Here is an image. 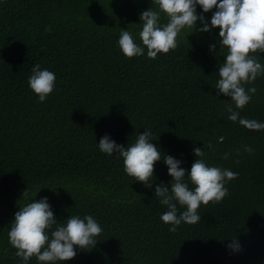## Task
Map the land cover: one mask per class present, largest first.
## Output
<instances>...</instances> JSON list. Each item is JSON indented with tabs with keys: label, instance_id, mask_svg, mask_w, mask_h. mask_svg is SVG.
<instances>
[{
	"label": "trees",
	"instance_id": "obj_1",
	"mask_svg": "<svg viewBox=\"0 0 264 264\" xmlns=\"http://www.w3.org/2000/svg\"><path fill=\"white\" fill-rule=\"evenodd\" d=\"M151 6L0 0V264H21L8 231L27 188L31 198H49L59 222L91 214L102 225L95 247L78 248L66 264H264V130L227 118L231 97L214 87L227 51L219 49V28H185L177 47L154 59L121 52V28L139 40L140 14ZM213 11L204 14L209 23ZM259 58L264 63V53ZM37 63L56 75L44 102L28 85ZM252 86L257 93L239 111L264 121V77L245 85ZM145 128L161 156L171 154L185 169L200 147L209 165L238 173L221 202L201 205L200 222L172 232L161 220L167 206L154 188L172 179L163 160L149 189L124 171L117 154L98 147L105 134L126 146ZM233 239L239 250L228 247Z\"/></svg>",
	"mask_w": 264,
	"mask_h": 264
},
{
	"label": "clouds",
	"instance_id": "obj_2",
	"mask_svg": "<svg viewBox=\"0 0 264 264\" xmlns=\"http://www.w3.org/2000/svg\"><path fill=\"white\" fill-rule=\"evenodd\" d=\"M152 5L156 7L151 6L140 14L139 40L129 30L121 28L118 39L121 52L128 58L144 56L146 52L147 57L154 59L158 54L175 49L176 38L185 28L200 32L219 28V49L227 51L219 64V78L214 87L231 97L226 106L227 118L250 130H264V121L242 117L239 111L257 93L255 86L246 88L245 85L264 77V63L259 58L264 53V0H152ZM198 6L202 9L200 13ZM213 9L209 23L204 14ZM162 18L167 22H162ZM197 21L203 27L197 28ZM216 47V44L210 45L213 51ZM31 71L28 85L38 100L44 102L55 89L56 75L39 63ZM145 129L126 146L105 134L98 147L109 156L117 154L123 160L124 171L149 189L153 188L155 163L163 160L172 179L154 188V196L159 198L160 204L167 206L161 220L170 225L172 232L182 223L200 222L198 209L201 205L221 202L229 194L226 185L238 173L209 165L203 159L206 150L200 147L194 148L197 159L191 169H185L181 167L183 161L171 154L162 157L160 148L152 142V129ZM206 145L211 148L210 143ZM245 151L251 153L254 150L245 146ZM23 200L27 202L19 205L8 231L9 243L16 249L15 255L21 258V264H29L33 257L38 264H66L77 255L78 248L91 249L99 241L97 237L103 228L93 215H69L59 222L47 196L39 200L31 198L27 188ZM228 247L239 250L241 245L233 239Z\"/></svg>",
	"mask_w": 264,
	"mask_h": 264
}]
</instances>
